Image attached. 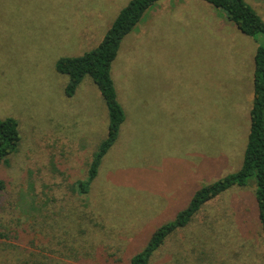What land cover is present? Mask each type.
<instances>
[{
  "label": "rangeland",
  "instance_id": "1",
  "mask_svg": "<svg viewBox=\"0 0 264 264\" xmlns=\"http://www.w3.org/2000/svg\"><path fill=\"white\" fill-rule=\"evenodd\" d=\"M129 0H0V118L21 142L0 163V264H129L194 190L239 169L264 34L203 0H159L121 40L111 75L125 111L87 195L108 117L85 76L73 96L54 64L102 40ZM264 20V0H245ZM206 203L150 264H264L255 178Z\"/></svg>",
  "mask_w": 264,
  "mask_h": 264
},
{
  "label": "trees",
  "instance_id": "2",
  "mask_svg": "<svg viewBox=\"0 0 264 264\" xmlns=\"http://www.w3.org/2000/svg\"><path fill=\"white\" fill-rule=\"evenodd\" d=\"M159 0H129L122 7L102 40L93 49L77 56H62L54 64L55 70L67 76L64 88L71 97L85 76L91 78L105 102L107 110L106 135L91 154L86 176L73 184V189L87 195L97 179L104 157L116 143L125 111L117 98L111 75V63L116 58L121 40L140 22L144 13ZM215 8L222 9L229 21L247 36L264 34V20L245 0H203ZM253 98L249 111L250 126L241 166L214 182L194 190L185 208L178 211L173 220L156 227L143 247L132 254L129 264H150L156 251L166 239L179 229L186 227L200 209L231 187L248 186V178H255L253 191L256 218L264 230V46H258L254 54ZM21 142L19 125L15 118H0V163L8 166L9 158L15 154ZM5 183L0 179V191ZM24 264H38L27 261ZM165 264H173L167 261Z\"/></svg>",
  "mask_w": 264,
  "mask_h": 264
}]
</instances>
